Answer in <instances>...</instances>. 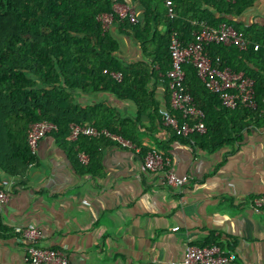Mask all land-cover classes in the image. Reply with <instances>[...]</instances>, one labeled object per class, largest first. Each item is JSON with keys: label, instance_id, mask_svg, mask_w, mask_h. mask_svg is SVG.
<instances>
[{"label": "crops", "instance_id": "crops-1", "mask_svg": "<svg viewBox=\"0 0 264 264\" xmlns=\"http://www.w3.org/2000/svg\"><path fill=\"white\" fill-rule=\"evenodd\" d=\"M111 1L133 7L143 24L139 2ZM201 11L216 21L264 28V0H253L238 16L204 3ZM192 16L187 13L182 21L195 25ZM153 26L165 33V26ZM106 31L116 43V60L147 80L139 104L106 91L76 92L74 99L82 108L112 110L126 123L125 138L109 133L112 144L78 170L75 152L87 144L74 148L75 140L48 135L35 152L38 164L23 179L0 169V190L2 182L9 183L0 210V264H28L27 243L15 230L29 226L40 231L41 248L62 252L71 264H182L187 247L209 245L233 255L230 264H264V207L254 205L264 198V105L257 124L213 153L183 142L160 115L170 111L171 97L156 59L144 54L123 22ZM154 152L168 161L166 171L188 183L173 188L161 174L146 171L144 160Z\"/></svg>", "mask_w": 264, "mask_h": 264}, {"label": "trees", "instance_id": "trees-1", "mask_svg": "<svg viewBox=\"0 0 264 264\" xmlns=\"http://www.w3.org/2000/svg\"><path fill=\"white\" fill-rule=\"evenodd\" d=\"M133 1L144 10L143 24H123L144 54L156 59L165 82L171 69L169 47L174 34L187 47L196 42L203 27L217 29L226 25L249 43L246 50L209 44L204 55L220 69L242 74L253 82L255 107L238 104L234 110L223 108L218 96L199 80L196 70L185 65L184 92L203 113L206 132L183 137L171 131L173 136L213 153L236 142V136L249 124H257L264 105V28H245L226 18L216 21L201 11L204 3L225 16H238L253 1L171 0L172 17L163 0ZM112 6L111 0H0V169L7 175L23 179L28 169L38 164L27 143L29 127L36 123L54 124L57 131L50 135L61 142L70 139L72 126L125 138L126 123L117 119L112 110L103 105L82 108L74 99L76 92L106 91L138 103L137 95L145 90L147 80L143 74L138 80L140 73L123 68L116 60V43L99 21L102 15L113 14ZM187 13L193 15L189 19L195 25L182 21ZM154 23L165 26L163 35ZM112 74L119 75L120 80L113 79ZM170 112L180 125L185 123L180 113ZM74 143V148L87 144L88 149L79 147L75 157L78 160V155L84 153L89 159L85 166H91L99 150L112 144V140L80 136ZM80 165L76 166L78 170L84 166ZM213 246L216 247L200 248Z\"/></svg>", "mask_w": 264, "mask_h": 264}, {"label": "built area", "instance_id": "built-area-1", "mask_svg": "<svg viewBox=\"0 0 264 264\" xmlns=\"http://www.w3.org/2000/svg\"><path fill=\"white\" fill-rule=\"evenodd\" d=\"M163 1L168 16L172 17L174 12L172 1ZM112 9L113 14L102 15L99 18L105 31L115 22L138 23L133 7L113 5ZM209 44L234 46L240 50H246L249 46L240 33L226 25H221L217 29L203 27L196 37V42L187 47L182 46L175 34L171 37L169 47L171 69L166 75V83L171 97V110L180 113L185 123L180 125L168 110L161 111L160 115L164 125L177 136L187 137L195 133L204 134L206 132L203 113L195 107L192 98L184 92L183 67L185 65H191L196 70L199 80L210 93L218 96L223 108L234 110L238 104L250 109L255 107L253 82L244 79L242 74H235L229 69H220L217 65H213L204 55V48ZM111 76L116 81L120 80L119 75L112 74ZM56 131L57 127L46 121L31 125L28 130L27 143L32 153L36 152L42 139ZM80 136L112 139L107 131L72 126L70 139L76 140ZM78 161L84 166L89 163V159L84 153L78 155ZM167 165L168 161L161 154L155 152L147 155L144 160V169L152 174H161L168 186L181 188L188 183L187 177H177L166 171ZM1 185L3 189L0 190V210L7 199L6 190L9 183L2 182ZM254 205L257 209L264 207V198L255 200ZM15 234L27 243L28 264H71L68 257L62 252L43 249L39 246L42 235L37 228L29 226L25 229H16ZM234 259L233 255H227L215 246L208 248L187 247L182 264H230Z\"/></svg>", "mask_w": 264, "mask_h": 264}]
</instances>
